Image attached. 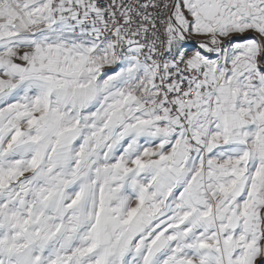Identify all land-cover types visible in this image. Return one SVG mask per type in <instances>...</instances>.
Segmentation results:
<instances>
[{
	"label": "snow or ice",
	"instance_id": "obj_1",
	"mask_svg": "<svg viewBox=\"0 0 264 264\" xmlns=\"http://www.w3.org/2000/svg\"><path fill=\"white\" fill-rule=\"evenodd\" d=\"M0 264H264V0H0Z\"/></svg>",
	"mask_w": 264,
	"mask_h": 264
}]
</instances>
